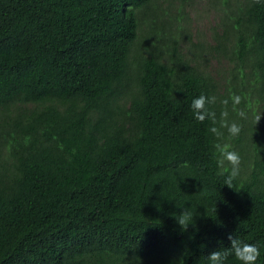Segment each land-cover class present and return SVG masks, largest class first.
<instances>
[{
	"label": "trees",
	"instance_id": "1",
	"mask_svg": "<svg viewBox=\"0 0 264 264\" xmlns=\"http://www.w3.org/2000/svg\"><path fill=\"white\" fill-rule=\"evenodd\" d=\"M154 3L0 0V264H208L230 235L264 264V0H221L224 93ZM217 144L241 158L231 187Z\"/></svg>",
	"mask_w": 264,
	"mask_h": 264
},
{
	"label": "rangeland",
	"instance_id": "2",
	"mask_svg": "<svg viewBox=\"0 0 264 264\" xmlns=\"http://www.w3.org/2000/svg\"><path fill=\"white\" fill-rule=\"evenodd\" d=\"M154 8L160 24L179 38L184 56L199 70L215 77L224 93L226 78L233 67L230 61L233 36L227 32L229 26L225 21L231 11L223 8L221 0H155ZM142 18L151 24L144 14ZM143 28L148 30L147 25ZM227 37L231 40L228 54L218 48L219 42Z\"/></svg>",
	"mask_w": 264,
	"mask_h": 264
},
{
	"label": "clouds",
	"instance_id": "3",
	"mask_svg": "<svg viewBox=\"0 0 264 264\" xmlns=\"http://www.w3.org/2000/svg\"><path fill=\"white\" fill-rule=\"evenodd\" d=\"M215 96H206L204 94L199 95L198 97L193 98L191 102V109L194 115V118L200 122L205 121V119H211L215 123L216 114L213 111H210L206 105L215 103ZM241 97L239 95H234L232 97V104L238 105L240 103ZM223 103L228 104V100H224ZM227 111L221 113L222 117H227ZM243 115V113H241ZM221 128H226L227 133L231 137H236L239 135L241 128L239 123L232 121L229 123L226 120H221ZM210 131L220 137L223 135V132L220 131L217 127H211ZM217 149L219 151L218 158V167L222 169V175H224V185L231 187L233 180L238 177L240 172V156L236 151L228 150L227 145L217 144ZM225 161L230 166L225 168ZM192 219V214L188 210H183L176 217V223L180 227L182 232H186L190 226H193L190 222ZM230 247H227L221 251L211 252L207 259L208 264H225L229 255L234 256L241 264H257V261L261 255L260 248L256 244H249L240 241L234 235L229 236ZM179 264H183L182 259L179 260Z\"/></svg>",
	"mask_w": 264,
	"mask_h": 264
}]
</instances>
